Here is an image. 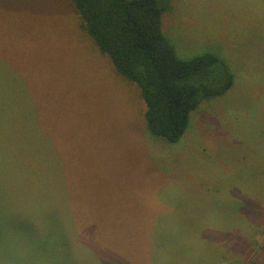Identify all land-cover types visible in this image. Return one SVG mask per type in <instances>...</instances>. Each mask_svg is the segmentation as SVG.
<instances>
[{"label":"rangeland","instance_id":"374dc122","mask_svg":"<svg viewBox=\"0 0 264 264\" xmlns=\"http://www.w3.org/2000/svg\"><path fill=\"white\" fill-rule=\"evenodd\" d=\"M155 2L234 76L175 144L70 0H0V264H264V0Z\"/></svg>","mask_w":264,"mask_h":264},{"label":"trees","instance_id":"16d2710c","mask_svg":"<svg viewBox=\"0 0 264 264\" xmlns=\"http://www.w3.org/2000/svg\"><path fill=\"white\" fill-rule=\"evenodd\" d=\"M70 2L83 32L111 60L115 71L139 88L146 104L143 121L154 137L178 143L201 103L233 86L230 71L222 88L205 78L219 62L212 53L189 59L177 54L162 30L165 9L155 0ZM193 79L201 81L192 84Z\"/></svg>","mask_w":264,"mask_h":264}]
</instances>
